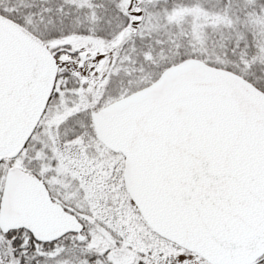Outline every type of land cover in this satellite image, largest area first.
Returning <instances> with one entry per match:
<instances>
[{
  "label": "snow or ice",
  "instance_id": "6c2138e0",
  "mask_svg": "<svg viewBox=\"0 0 264 264\" xmlns=\"http://www.w3.org/2000/svg\"><path fill=\"white\" fill-rule=\"evenodd\" d=\"M0 264H264V0H0Z\"/></svg>",
  "mask_w": 264,
  "mask_h": 264
}]
</instances>
